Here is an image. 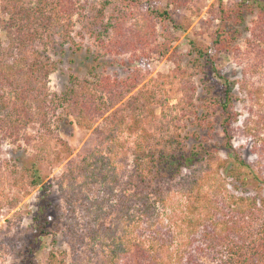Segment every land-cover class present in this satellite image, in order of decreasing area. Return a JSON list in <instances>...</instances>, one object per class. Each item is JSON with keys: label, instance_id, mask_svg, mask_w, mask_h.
<instances>
[{"label": "trees", "instance_id": "16d2710c", "mask_svg": "<svg viewBox=\"0 0 264 264\" xmlns=\"http://www.w3.org/2000/svg\"><path fill=\"white\" fill-rule=\"evenodd\" d=\"M0 1L6 16L2 26L6 41H0V142L20 145L32 139L37 157L53 163L59 151L50 143L58 139L52 122L62 119L63 110L70 113L76 125L91 128L93 113L103 114L112 105V97L130 93L136 79L103 74L77 81L71 76L64 91L51 92L48 80L57 63L50 50L73 40V27L83 17L80 0ZM121 1L134 6L142 2ZM252 6L253 0H237L233 7L226 8L220 0L221 25L215 29L211 45L198 46L194 40L189 41L197 60H204L205 70L222 79L212 100L222 118L226 153L232 154L226 176L238 180L236 190L242 192L231 191L220 170L206 169L212 153L208 142L186 147L182 140H174L177 146L168 149L150 144L149 132L142 124H118L107 134L103 148L94 149L75 169L61 174L58 190L63 209L52 203L48 187L41 186L32 232L20 248L23 264H33L38 242L57 228V221L74 235L77 210L84 218L88 243L101 250L102 264H264V200L247 189L252 181L261 180L231 143L229 127L237 115L233 92L236 82L216 64V54L229 50L241 33L240 28L227 27L228 21L242 25ZM148 11L153 17L171 19L166 8L149 7ZM98 13L104 15L101 10ZM97 16H92L86 28L103 41L108 26L93 28ZM213 80L209 78L208 82L215 87ZM190 98L185 96L188 102ZM28 129L34 134L30 135ZM127 129L131 146L121 138ZM252 131L257 163L264 165L263 116ZM127 151L132 156L129 170L123 164ZM28 170L34 173L31 183L37 185L40 176L36 164ZM174 178H178L176 191L171 182ZM90 184L98 185L93 196L84 190ZM175 192L181 198L172 207L174 214H165L160 207H167ZM47 256L51 264L57 255L51 250Z\"/></svg>", "mask_w": 264, "mask_h": 264}, {"label": "rangeland", "instance_id": "374dc122", "mask_svg": "<svg viewBox=\"0 0 264 264\" xmlns=\"http://www.w3.org/2000/svg\"><path fill=\"white\" fill-rule=\"evenodd\" d=\"M141 1L134 6L121 0H80L83 17L73 27V40L50 50L57 63L48 80L51 92L64 91L70 85L71 76L83 81L103 74L112 78H135L133 90L118 99L110 95L112 105L101 115L93 113L91 128L76 125L70 113L63 110L62 119L52 122L58 139L50 143L59 151L53 163L37 157L32 139L21 141L20 145L6 140L0 142V264H23L21 249L32 232V217L37 210L41 186L48 187L52 203L63 209L58 190L61 174L75 169L82 157L94 149L103 148L108 142L107 134L118 124H142L149 132V143L158 147L171 149L177 146L174 140H182L186 147L199 141L208 142L212 153L207 157L210 160L207 159L206 169L220 170L227 187L242 192L236 190L238 180L226 176L232 154L226 153L222 118L212 100L222 79L205 70L204 60H197L189 43L194 40L198 46L211 45L214 31L221 25L220 0ZM221 1L226 8L237 3V0ZM149 7L166 8L171 19L153 17ZM1 8L0 1V41L5 42L2 26L6 16ZM95 15L98 16L93 28L108 26L103 41L86 28ZM227 24L229 28H240L241 32L229 50L216 54L217 67L236 82L233 92L237 115L229 127L231 143L260 177L259 183L252 181L247 189L264 200V165L257 163L252 131L261 116L264 117V0H253L252 11L246 14L242 25L231 21ZM209 78L214 79L217 87L211 86ZM187 95L191 97L190 102L185 100ZM28 131L34 134V130ZM124 131L121 138L131 146L130 130ZM194 132L197 133L194 135ZM124 160V168L131 169L129 151ZM32 163L36 164L40 176L37 185L31 183L34 173L28 170ZM177 179L171 181L174 191ZM84 190L93 196L98 185L90 184ZM180 198L179 193H173L167 207L160 210L174 214L172 207ZM75 219L74 235L68 234L59 220L51 234L41 237L33 264H49L47 255L51 250L57 255L51 264H102L100 248L87 241L84 218L79 210Z\"/></svg>", "mask_w": 264, "mask_h": 264}]
</instances>
